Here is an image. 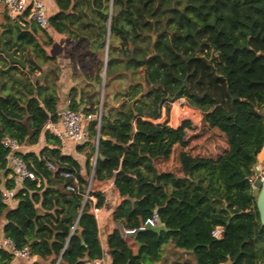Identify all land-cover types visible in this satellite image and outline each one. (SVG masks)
<instances>
[{"label": "trees", "instance_id": "1", "mask_svg": "<svg viewBox=\"0 0 264 264\" xmlns=\"http://www.w3.org/2000/svg\"><path fill=\"white\" fill-rule=\"evenodd\" d=\"M109 1L54 0L57 12L47 28L28 22L20 26L8 17L2 26L6 48L15 49L19 58L27 56V70H22L0 54L2 234L17 248L28 246L30 257L47 264H56L60 255L58 264L96 260L104 250L92 207H103L99 189L111 183L120 200L111 213L113 222L138 230L158 207L167 231L146 229L122 237L113 228L106 238L110 264H164L169 255L175 259L168 264H264V227L249 181L264 143V118L252 114L264 109V0H186L181 12L169 6L171 0H111L112 62L106 75L116 64L122 67L119 77L128 73L135 81L124 90L121 105L102 115L99 127L88 122L86 140L76 144L84 159L81 166L43 132L45 123L57 121L60 99L54 81L32 82L29 74L43 70L39 59L45 65L55 61L44 49L52 42L42 39L49 31L65 35L72 45L92 41L103 49ZM131 51L134 57L128 63L114 57L129 59ZM94 70L98 78L100 67ZM185 77L187 85L180 90ZM82 94L77 103L76 89L70 90V108L79 111L85 105L82 113L96 116L97 101L88 94L84 101ZM172 96L186 97L201 112L205 128L224 135L227 149L216 157L193 156L185 149L184 130L152 123ZM23 121L33 131L28 145L41 137L46 145L38 153L20 152L35 180L16 190L17 204L9 209L1 191L15 184L7 178V150L1 140L5 132L24 145L28 130ZM175 147L180 148V172H159L154 162L169 160ZM64 171L74 173L77 191L67 189L75 179L62 177ZM87 191L96 201L85 200L72 231L71 209L74 204L80 209ZM216 226L224 228L220 240L211 236ZM22 261L0 251V264Z\"/></svg>", "mask_w": 264, "mask_h": 264}, {"label": "built area", "instance_id": "2", "mask_svg": "<svg viewBox=\"0 0 264 264\" xmlns=\"http://www.w3.org/2000/svg\"><path fill=\"white\" fill-rule=\"evenodd\" d=\"M0 4L3 5L4 10L6 12L7 17L14 23H17L20 26H24L27 22L32 23L36 25L37 27L44 29L48 27V9L46 4L43 0H0ZM181 99L187 101V105H184L182 110L180 111V116L178 117V123L177 118L172 119H165L163 120V111H164V105L166 102H172ZM71 101L70 99H66L63 106L59 107L57 109V121H48L45 123L43 127V132L48 133L52 137H54L60 145V149L63 150V148L68 143H74V144H80L83 141L86 140L87 137V124L90 121H95L97 127L100 126L101 123V112L97 114L96 116L91 115H84L80 111H74L70 108ZM179 105V104H177ZM202 116L201 112L193 107L191 104H189L186 97L181 98H173L168 99L163 103V106L161 108V116L157 120H153L152 123L154 124H160L165 125L166 127L179 131L184 130L186 135V130H189L192 127H195L199 125L200 117ZM187 140V136H186ZM45 141V139H44ZM188 141V140H187ZM1 145L3 148L7 150V169L10 172L9 179H13L15 188L14 189H6L4 188L1 191V198L2 201L7 204L8 206H11L12 203L15 201V193L16 190L23 187L24 183L27 180H35V175L33 172H31L24 161L20 157V152L23 151L24 145H21L18 143L17 140L8 137H4L1 140ZM261 151H264V143L262 146ZM260 151V152H261ZM47 166L51 170H55V165L51 162H47ZM259 175H263L264 173V164L262 165L261 162L258 161V167ZM254 175V171H253ZM61 176L64 178H74L75 184L74 185H68L67 189L70 191H77V180L72 172L64 171L61 173ZM251 182V180L249 179ZM90 198L93 202L96 200L93 196H90L88 191L83 193V203L86 199ZM100 208L95 207V205L92 207V212L96 216L99 212ZM154 215L151 218H148L144 225L139 228V230H146V225H154ZM127 231V230H126ZM135 230H130L127 232H133ZM224 228L222 226H216L212 232L211 236L212 238L216 240H220L223 237ZM103 249V248H102ZM104 250V249H103ZM0 251H5L10 253L13 256L14 260L18 259H29V248L28 246H24L23 248H17L15 243L8 237H5L4 235L0 236ZM109 256L105 253L102 255V257L93 260V261H85L83 264H109Z\"/></svg>", "mask_w": 264, "mask_h": 264}, {"label": "crops", "instance_id": "3", "mask_svg": "<svg viewBox=\"0 0 264 264\" xmlns=\"http://www.w3.org/2000/svg\"><path fill=\"white\" fill-rule=\"evenodd\" d=\"M44 3L47 6L48 9V15L53 16L57 12V7L54 3V0H43ZM7 23V15L4 10V7L2 4H0V33L2 36V33L4 32L5 28H2V26L6 25ZM55 33L52 31H49L48 35H44L43 37H47L45 41H49V39L54 41L53 36ZM61 37L67 38L65 35H61ZM68 39V38H67ZM109 39H110V32H109ZM63 41V40H62ZM52 42L49 45H52ZM109 42V41H108ZM90 43L89 51L92 52L91 56L86 54L83 58V60H78L76 61L75 51L73 50V45L70 43H67V46L69 49H71V53L68 56L65 51H61L58 54H52L49 56H52L55 58V61L51 62L49 64H46L45 67H43V70L40 72H37L35 75L30 76V80L33 82L34 78H38L40 83L42 84L43 82H48L49 80H53L55 83V87L57 90V95L60 99L58 108L63 106L65 103V100L69 98L70 90L72 88H75L77 91V96H76V101L77 103L80 102L81 96L84 93V101L87 98V94L93 98V101H97L96 106L98 107V114L101 112V115L108 116L113 112V109L118 108L122 100L124 99L125 95V89L124 90H119L116 88H119L121 84L125 81V77H119V75L113 76L112 80L110 82L109 87H111L110 94L105 97V93L102 96V108L100 109L99 101H98V96L99 92L102 90L105 92V86L101 85L103 81L102 77V72L100 70L99 76L97 78V75L95 73L94 67H100L102 66V63L99 60L100 58H97L96 56L100 54L103 50H105V58L107 59L108 55V45H106V48H99L96 46V44L93 45L92 41H88ZM50 47V46H49ZM48 47L46 46V51ZM94 51V52H93ZM2 55V54H1ZM4 56V55H2ZM5 57V56H4ZM90 57V58H89ZM6 58V57H5ZM85 59V62H84ZM8 61V59L6 58ZM107 61V60H106ZM104 61V73L106 74L108 65ZM9 63V61H8ZM126 63H128L126 61ZM10 64V63H9ZM101 64V65H100ZM54 66H57V69L55 70ZM19 68V67H18ZM18 75V74H17ZM107 76V75H106ZM3 78L0 76V94L3 95L1 89L3 86ZM93 81L97 84L99 87L98 91H95V88L91 84ZM103 81V82H102ZM127 81V80H126ZM106 84V83H105ZM114 88V89H113ZM106 101V102H105ZM106 103V107L104 108L103 105ZM85 108V105L81 106L79 108V111L82 112V110ZM134 115L135 112H134ZM95 116V115H93ZM133 127L135 128V122L132 123ZM135 131V130H134ZM188 142V141H187ZM46 145V142L44 141V137H41L38 141L37 144L35 145H28L24 144V148L26 151H32L35 153H38L42 147ZM227 143L225 139V143L223 146L219 148L218 151H214V155H193V156H201V157H216L217 155L221 154L224 150L227 149ZM188 151V150H186ZM189 152V151H188ZM61 153L63 155H68L74 157L81 166H83L84 159L81 155L77 154L76 152V144L74 143H68L66 146L61 150ZM191 153V152H189ZM192 155V154H191ZM169 160L167 161H155L154 166L159 172H166V171H172L169 170L168 168H165L164 166L168 163ZM261 162V164H264V151H261L257 155V163ZM178 171L176 173L180 172L179 169V164L177 162L176 164ZM10 173V172H9ZM3 177V175H2ZM9 179V176L7 177ZM99 194H101L104 197V205L99 209L98 214L95 216L96 221H97V226H98V231H99V240L101 243L102 248L104 249L105 253L108 255L106 252V238L108 234L112 231L113 228L116 227V223L112 221L111 219V213L112 211L118 206L119 204V198L112 186V184H107L99 189ZM94 197V196H93ZM96 200V198L94 197ZM17 201L15 200L11 206H9V209H12L16 206ZM5 223V219L3 217H0V236H2V228ZM184 258H189L187 255ZM175 259L174 255H169L166 257L164 264H168L171 261ZM23 261L21 262L22 264H47L44 261L39 260L37 257H30L29 259H22ZM110 260V258H109ZM110 264V261H109ZM163 264V263H162Z\"/></svg>", "mask_w": 264, "mask_h": 264}, {"label": "rangeland", "instance_id": "4", "mask_svg": "<svg viewBox=\"0 0 264 264\" xmlns=\"http://www.w3.org/2000/svg\"><path fill=\"white\" fill-rule=\"evenodd\" d=\"M185 4H186V0H171L169 3V6L172 8H175L177 11L181 12L184 9ZM108 9H109V12L111 13L112 12V1L111 0L108 3ZM42 39L44 42L48 38L42 37ZM53 39H54V41L52 42V45H47V47H48L47 51H46V46L44 45L45 52L48 55H52V54H58L59 52H61L63 50L69 56L71 53V49H69V47L67 46V41H68L67 38L61 37V35H59V34H55L53 36ZM89 45H90V43H88L86 41L81 42L77 46L73 45L74 46L73 50L74 51H75V49L77 50L75 53V56H74L76 58V61L83 60V58L86 54L91 56L92 52L89 51V47H90ZM145 45L146 44H144V46ZM103 48H106V44H105V47H103ZM96 57L100 58L99 60H101L100 62L102 63V66H100V70L102 72V77H103L104 82L102 81L103 83L101 85L104 84L103 86H105V88H104L105 92L102 90L99 92V96H98L99 104L98 105H100L103 102L102 96L104 95V93H105V97L110 94L111 87H109V85H110V82L112 80V77L116 76L118 74L117 71H120V69H122V67L120 65L114 64V66L112 68V74L110 75L111 71H109L108 76H106V74L104 73V68H103L104 65L103 64H104V61H106V60H107L106 61L107 65L111 64V62H112L111 58H109L108 55H107V59L105 58V50H103ZM114 57L117 58L118 60L122 59L124 62L128 61V59H126L123 56L118 55V54L114 55ZM38 62L43 67L46 66L44 63H42L41 59H39ZM84 62H85V59H84ZM128 72L131 73V70ZM122 76L125 77V81L121 84V86H119V88H116V89L124 90L131 84V82L135 81V79L133 81H130V78L128 77L129 76L128 73H125ZM49 84H52V79L49 80ZM169 101L170 102H166L164 105V111H163V115H162L163 120L168 118L169 120L174 119V121H175V119L177 118V123H178V117L180 116L179 113L182 110L183 106L187 105L186 104L187 101H185L184 99L183 100L178 99L174 102H172L171 100H169ZM104 104L106 105V103H104ZM177 104H179V105H177ZM101 108H102V105H100V109ZM186 136H187L188 142H187V147L185 149L188 150L189 152H191L190 154H192V155H204V156L214 155V151L219 152V148L221 146H223L225 143V137L222 133H220L216 129L207 130L205 128V126L202 123V116L200 117L199 125L192 127L189 130H186ZM179 151H180V148L175 147V149L173 150V153L171 154V156L169 158L168 163L164 166L165 168H168L169 170H172L173 172L178 171L176 164L178 162ZM8 176H10V173H8Z\"/></svg>", "mask_w": 264, "mask_h": 264}, {"label": "water", "instance_id": "5", "mask_svg": "<svg viewBox=\"0 0 264 264\" xmlns=\"http://www.w3.org/2000/svg\"><path fill=\"white\" fill-rule=\"evenodd\" d=\"M110 16H111V13L109 12L108 32H107V36H106V45H108V41H109ZM152 40L154 41V37L152 38ZM0 54L4 55L8 59V61H9V63L11 65L17 66V67H19L22 70H27V65H26L27 56H26V54L24 53L23 57L19 58L15 54V49L8 50L6 48L5 41L3 40L2 36H1V33H0ZM130 54H131V56H130V58L128 59L127 62L133 60V57H134L133 56L134 55L133 51H131ZM186 83L187 82H186V77H185V79H183V85H185ZM91 84L95 88V91L99 90V87L97 86L95 81H93ZM0 96H1V94H0ZM170 98L173 99L174 96H172ZM252 114H254L256 116H262L264 118V109H261L259 111L253 110ZM23 124L27 127V130H28V136H27V138L25 140V144H28L29 140H30V138H31V136L33 134V131L29 128V126L27 125L26 121H23ZM86 131H87V128H86ZM4 136L8 137V135L5 132H4ZM257 167H258V163L256 162L254 164V166H253L254 175H252L250 177V180H251V187H252V196H253L254 201H255L256 209H257V212H258V215H259L260 224L264 227V173H263L262 176L259 175V171H258ZM1 177H2V175H1ZM82 209H83V205L80 207L79 210H77L76 204H74L72 209H71V216L73 218H75V222H74V226L72 228V231L75 229V227H76V225L78 223V220L80 218V214H81ZM157 213H158V207H155L154 210H153V215L155 216L154 217V225H149L148 224V225H146V229L154 231L156 233L165 232L167 230H166L164 224L159 219ZM116 227H117V229L120 232V235L122 237H135L137 232L143 231V230H139L138 229V230H135L133 232H127L126 230H124V228L122 227L121 223H118V222L116 223ZM60 258H61V255L59 256L56 264L59 263ZM229 263L230 262H228L227 264H229Z\"/></svg>", "mask_w": 264, "mask_h": 264}, {"label": "flooded vegetation", "instance_id": "6", "mask_svg": "<svg viewBox=\"0 0 264 264\" xmlns=\"http://www.w3.org/2000/svg\"><path fill=\"white\" fill-rule=\"evenodd\" d=\"M186 85H187V83L185 85H183V82H182V86L180 87V90L183 89V87Z\"/></svg>", "mask_w": 264, "mask_h": 264}]
</instances>
